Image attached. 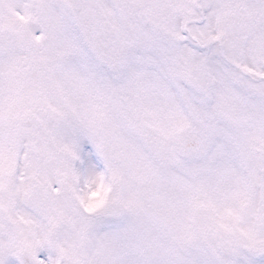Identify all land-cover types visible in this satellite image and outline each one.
Listing matches in <instances>:
<instances>
[{
    "label": "snow or ice",
    "instance_id": "6c2138e0",
    "mask_svg": "<svg viewBox=\"0 0 264 264\" xmlns=\"http://www.w3.org/2000/svg\"><path fill=\"white\" fill-rule=\"evenodd\" d=\"M0 264H264V0H0Z\"/></svg>",
    "mask_w": 264,
    "mask_h": 264
}]
</instances>
